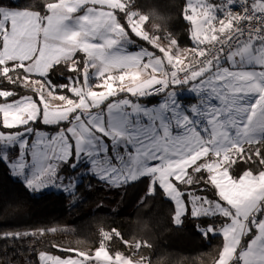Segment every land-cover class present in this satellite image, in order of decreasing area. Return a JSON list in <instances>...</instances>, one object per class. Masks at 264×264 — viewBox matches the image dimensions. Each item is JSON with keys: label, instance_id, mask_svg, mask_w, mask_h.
Instances as JSON below:
<instances>
[{"label": "snow or ice", "instance_id": "obj_1", "mask_svg": "<svg viewBox=\"0 0 264 264\" xmlns=\"http://www.w3.org/2000/svg\"><path fill=\"white\" fill-rule=\"evenodd\" d=\"M180 18L187 47L138 0H0V168L69 197L84 181L143 183L176 225L221 238L214 264H264V0H183ZM114 238L133 251L112 253ZM143 247L112 229L94 252L30 251L32 264H151L134 259Z\"/></svg>", "mask_w": 264, "mask_h": 264}, {"label": "trees", "instance_id": "obj_2", "mask_svg": "<svg viewBox=\"0 0 264 264\" xmlns=\"http://www.w3.org/2000/svg\"><path fill=\"white\" fill-rule=\"evenodd\" d=\"M16 6L17 0H11ZM25 0H19L23 6ZM140 10L151 17H164L168 29L187 47L185 22L180 18L183 0H138ZM153 24H149L152 28ZM88 182L77 195L80 201L72 206L66 193L46 191L35 194L0 168V236L9 232L57 228L48 233L40 244L33 239H0V264H32L30 251L43 250L51 243L84 251L95 250L101 242L102 231L118 230L124 239L148 241L135 256L147 257L151 264H214L221 243L220 237L204 238L194 227L195 221L173 222V206L160 196L145 202L146 187L137 183L120 190H108L104 185ZM112 253L128 254L119 239L108 242ZM56 254L64 255L65 253Z\"/></svg>", "mask_w": 264, "mask_h": 264}, {"label": "rangeland", "instance_id": "obj_3", "mask_svg": "<svg viewBox=\"0 0 264 264\" xmlns=\"http://www.w3.org/2000/svg\"><path fill=\"white\" fill-rule=\"evenodd\" d=\"M36 83V86L39 88V87H42V85H39L38 82H34ZM28 87H33L32 84H28L27 85ZM182 99L184 100L185 103H190L193 101V97L185 92L184 95L182 96ZM60 104V100L58 99H54L53 100V105H59ZM46 191H55V192H63L62 190L60 189H57L55 187H51V188H48V189H45V190H42L41 192H38V193H35V194H40V193H43V192H46ZM64 193V192H63ZM67 194V193H66ZM68 195V194H67ZM81 197L79 195H76L75 197H72L71 201H72V206H75L79 201H80ZM20 232V231H18ZM24 232V231H22ZM95 250H92V251H89V252H94ZM134 259L136 260H139L140 259V256H135Z\"/></svg>", "mask_w": 264, "mask_h": 264}]
</instances>
